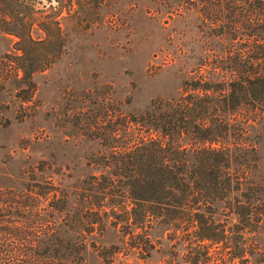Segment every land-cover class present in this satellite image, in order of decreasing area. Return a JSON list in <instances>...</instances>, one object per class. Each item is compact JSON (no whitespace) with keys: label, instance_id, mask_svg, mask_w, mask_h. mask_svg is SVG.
<instances>
[{"label":"trees","instance_id":"16d2710c","mask_svg":"<svg viewBox=\"0 0 264 264\" xmlns=\"http://www.w3.org/2000/svg\"><path fill=\"white\" fill-rule=\"evenodd\" d=\"M149 1L170 14L194 11L203 45L173 94L127 114L107 98L100 102L89 136L101 150L89 161L100 178L106 172L116 180L89 185L86 209L96 219L110 216L121 230L116 243L88 247L96 264H250L252 257L263 263L255 259L264 253L256 241L262 184L252 171L264 132V0ZM33 25L39 37L31 36ZM0 33L12 39V53L0 63L28 85L64 42L59 20L35 17L27 0H0ZM114 181L128 209L120 201L101 204L112 197ZM49 227L27 200L0 198V264H83L84 245L55 238ZM157 228L164 244L150 238ZM152 254L157 260L149 261Z\"/></svg>","mask_w":264,"mask_h":264},{"label":"rangeland","instance_id":"374dc122","mask_svg":"<svg viewBox=\"0 0 264 264\" xmlns=\"http://www.w3.org/2000/svg\"><path fill=\"white\" fill-rule=\"evenodd\" d=\"M76 1L27 0L35 17L59 20L64 41L49 64L32 73L30 85L12 65L0 63V198L20 204L27 200L55 238L84 245L83 264H96L88 244H114L121 230L110 216L96 219L86 209L89 185L116 180L106 172L100 178V168L89 161L101 150L98 139L89 136L100 102L107 98L127 114L173 94L191 75L203 42L194 11L170 14L166 5L149 0ZM30 34L40 36L35 25ZM11 42L0 33V62L12 53ZM252 178L262 184L264 207V132L255 146ZM108 189L113 195L103 206L120 201L129 208L119 183ZM261 227L256 241L264 250V217ZM149 234L164 244L161 228ZM157 258L152 254L149 261ZM255 259L264 261V253Z\"/></svg>","mask_w":264,"mask_h":264}]
</instances>
